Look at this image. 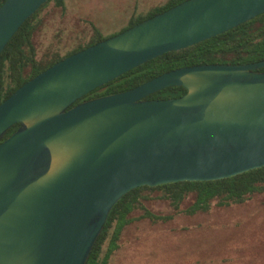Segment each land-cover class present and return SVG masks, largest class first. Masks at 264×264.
I'll return each mask as SVG.
<instances>
[{
    "label": "water",
    "instance_id": "water-1",
    "mask_svg": "<svg viewBox=\"0 0 264 264\" xmlns=\"http://www.w3.org/2000/svg\"><path fill=\"white\" fill-rule=\"evenodd\" d=\"M49 0H6L0 56ZM264 14V0H188L47 69L0 105V264H88L132 191L264 168V61L182 68L88 94ZM176 99L148 100L169 88ZM21 127L7 140V133Z\"/></svg>",
    "mask_w": 264,
    "mask_h": 264
},
{
    "label": "trees",
    "instance_id": "trees-1",
    "mask_svg": "<svg viewBox=\"0 0 264 264\" xmlns=\"http://www.w3.org/2000/svg\"><path fill=\"white\" fill-rule=\"evenodd\" d=\"M185 1L188 0H168L163 7L154 9L146 17L132 19L125 30ZM5 2L0 0V8ZM52 3L57 9L65 11L64 0H49L22 26L1 54L0 105L55 64L106 40L95 32L87 44L77 46L67 55H52L49 51L38 59V38L45 25L39 17ZM263 61L264 14L225 34L148 62L88 94L75 106L136 89L182 68L249 65ZM259 72L264 73V68ZM187 92L183 87L169 88L150 96L148 100L176 99ZM20 127L14 126L3 141ZM256 199L263 201L256 204L253 202ZM154 205L160 206L157 208ZM174 221L180 223L172 228L163 227ZM161 234L169 235L172 241L168 243L165 238L159 237ZM262 239L264 168L220 181L182 182L155 188L146 186L132 191L112 210L88 264H113L122 252L135 249V246L140 248L144 240L147 249L143 256H129V261L148 257L147 261H153L152 264H220L218 259L221 257L213 250L223 249L225 263L231 260L232 264H264L262 258L239 254L242 250L250 251L252 245L249 244L258 246Z\"/></svg>",
    "mask_w": 264,
    "mask_h": 264
},
{
    "label": "rangeland",
    "instance_id": "rangeland-1",
    "mask_svg": "<svg viewBox=\"0 0 264 264\" xmlns=\"http://www.w3.org/2000/svg\"><path fill=\"white\" fill-rule=\"evenodd\" d=\"M64 2V12L52 3L39 17L45 25L38 38V59L49 51L52 55L57 53L61 56L67 55L77 46L87 44L96 33L106 40L115 37L127 29L132 19L146 17L154 9L163 7L168 0H64ZM259 201L263 199H256L253 202L258 204ZM217 211L218 209L215 210ZM179 223L180 221H174L163 227L172 228ZM159 237L165 238L168 243L172 241L167 234H161ZM261 242L258 246L255 243L249 244L252 245L250 251L242 250L239 254L264 260V239ZM144 244L145 240L140 244V248L135 246V249L125 250L117 258L119 260H114L113 264H152L153 261H147L148 257L139 260L134 258L133 262L128 259L129 256H143L147 249ZM213 252L221 257L218 259L220 264H232L231 260L225 263L222 259L223 249H215Z\"/></svg>",
    "mask_w": 264,
    "mask_h": 264
}]
</instances>
